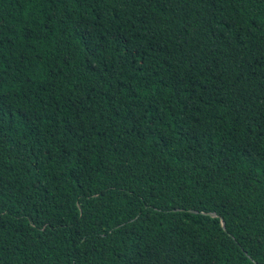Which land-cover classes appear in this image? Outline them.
<instances>
[{
	"label": "trees",
	"instance_id": "16d2710c",
	"mask_svg": "<svg viewBox=\"0 0 264 264\" xmlns=\"http://www.w3.org/2000/svg\"><path fill=\"white\" fill-rule=\"evenodd\" d=\"M0 264H264V0H0Z\"/></svg>",
	"mask_w": 264,
	"mask_h": 264
},
{
	"label": "water",
	"instance_id": "95a60500",
	"mask_svg": "<svg viewBox=\"0 0 264 264\" xmlns=\"http://www.w3.org/2000/svg\"><path fill=\"white\" fill-rule=\"evenodd\" d=\"M208 215H210V216H214L213 214H208Z\"/></svg>",
	"mask_w": 264,
	"mask_h": 264
}]
</instances>
